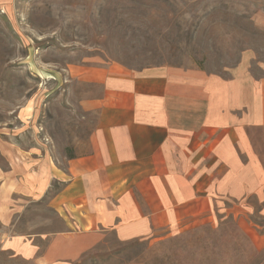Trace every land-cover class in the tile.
Here are the masks:
<instances>
[{
	"label": "rangeland",
	"instance_id": "374dc122",
	"mask_svg": "<svg viewBox=\"0 0 264 264\" xmlns=\"http://www.w3.org/2000/svg\"><path fill=\"white\" fill-rule=\"evenodd\" d=\"M164 66L260 78L264 0H0V264H37L65 228L52 175L89 150L101 72ZM249 133L264 153V127ZM224 199L175 232H107L75 264H264V189ZM17 235L36 236L29 257Z\"/></svg>",
	"mask_w": 264,
	"mask_h": 264
},
{
	"label": "crops",
	"instance_id": "0c3cea01",
	"mask_svg": "<svg viewBox=\"0 0 264 264\" xmlns=\"http://www.w3.org/2000/svg\"><path fill=\"white\" fill-rule=\"evenodd\" d=\"M99 80L89 150L52 175L62 187L50 203L65 228L48 234L37 264H75L107 232L120 240L175 232L224 198L263 191L264 153L249 130L264 127V74L110 67ZM34 237L8 246L29 257Z\"/></svg>",
	"mask_w": 264,
	"mask_h": 264
}]
</instances>
